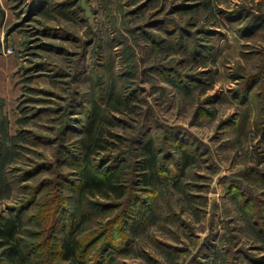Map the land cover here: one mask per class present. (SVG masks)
Masks as SVG:
<instances>
[{
    "label": "rangeland",
    "instance_id": "obj_1",
    "mask_svg": "<svg viewBox=\"0 0 264 264\" xmlns=\"http://www.w3.org/2000/svg\"><path fill=\"white\" fill-rule=\"evenodd\" d=\"M83 140L92 171H121V197L80 195ZM13 217L26 260L0 237V264H74L68 228L88 264H264V0H0V222Z\"/></svg>",
    "mask_w": 264,
    "mask_h": 264
},
{
    "label": "trees",
    "instance_id": "obj_2",
    "mask_svg": "<svg viewBox=\"0 0 264 264\" xmlns=\"http://www.w3.org/2000/svg\"><path fill=\"white\" fill-rule=\"evenodd\" d=\"M94 111L90 114V117L85 125L84 133L89 137L90 134H92L93 126L96 121V119H99L100 112L99 107L95 104L93 107ZM101 118V117H100ZM88 139V138H87ZM85 140V139H84ZM82 141L83 143L85 141ZM94 142V141H93ZM141 142V141H140ZM141 144V143H140ZM85 145V156H87V163L84 165V167L81 169V184H80V195L85 194L87 191H91L93 189H101L103 187L117 190L116 196L121 197L123 195L122 188L118 186L117 181L118 177L121 173L119 169H113L111 171H108L106 174L102 173H95L90 169V144L84 143ZM93 145V144H91ZM140 149L142 152H144L146 159L143 164V172L144 173L142 178L140 179L141 182L144 185H150L153 183L157 178H160V171H159V159L157 158L156 150L152 147L151 143L149 141H145L140 145ZM182 148H186L183 147ZM90 158V159H88ZM86 160V158H85ZM89 160V161H88ZM162 174V173H161ZM173 174L169 173L167 174L165 178L171 177ZM163 178V177H162ZM233 186V185H232ZM231 192H236L239 190L236 187L230 188ZM239 192V191H238ZM133 199V194L131 196V200ZM128 206V205H127ZM128 212V209L126 210ZM125 211V212H126ZM20 218H9L5 221L0 222V237L3 238V242L7 245L8 248V257L11 260H14V257L19 259L20 262L26 260V256L24 254L23 249L21 248L20 242L18 238L16 237V229L18 226ZM113 227L111 229H115L117 235H113L115 244H120L123 242L124 237L122 235V229L119 224H112ZM107 230L105 233L98 236L97 238L100 239L103 236H105ZM114 242V241H112ZM59 252L61 253V256L63 259L69 260L73 262L74 264H88L86 258L84 257V253L80 251L79 249V240L77 239L76 235L73 231H71L68 228V231H66L65 235L60 237L59 239ZM83 254H82V253ZM98 257H96L94 264H99L100 260Z\"/></svg>",
    "mask_w": 264,
    "mask_h": 264
}]
</instances>
